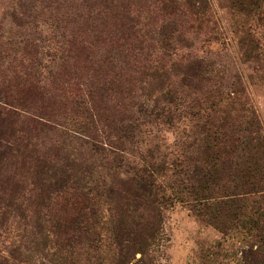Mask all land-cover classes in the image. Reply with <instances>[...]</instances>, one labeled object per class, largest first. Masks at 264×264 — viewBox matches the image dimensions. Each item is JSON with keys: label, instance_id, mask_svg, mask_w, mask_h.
<instances>
[{"label": "rangeland", "instance_id": "1", "mask_svg": "<svg viewBox=\"0 0 264 264\" xmlns=\"http://www.w3.org/2000/svg\"><path fill=\"white\" fill-rule=\"evenodd\" d=\"M230 2L0 0V264H54L57 240H73L71 264H96V232L128 264H264L261 196L256 221L247 202L221 232L191 198L146 201L131 169L144 157L205 171V126L227 94L226 118L246 104L264 136V52L238 42ZM184 177L167 173V193ZM100 187L98 231L86 198Z\"/></svg>", "mask_w": 264, "mask_h": 264}, {"label": "trees", "instance_id": "2", "mask_svg": "<svg viewBox=\"0 0 264 264\" xmlns=\"http://www.w3.org/2000/svg\"><path fill=\"white\" fill-rule=\"evenodd\" d=\"M231 9L236 13L239 28L238 42L250 48V51L264 52V0H230ZM240 21V22H239ZM225 99L214 104L213 115L207 119L206 131L207 148L209 156L205 171L199 172L195 178L182 168L180 163L171 162H147L144 157L140 158L131 167L134 178L142 190L141 196L148 202L158 206H165L176 201H189L192 199L191 209L194 214L202 219L208 217L216 223V227L225 232L228 228V219H237L242 215L244 205L248 202L251 206V221L259 207L256 198L264 199V136L258 131L252 130L254 115L249 114L250 108L246 104L242 107L246 117L232 118L231 122L226 118L225 111H221L223 105L228 106L229 111L236 110L235 97L227 94ZM233 104V105H231ZM223 114V115H222ZM256 120V119H255ZM258 123V122H257ZM252 126V127H251ZM253 131V132H252ZM176 169V172H173ZM224 169L229 172L231 178L225 180ZM186 175V178H175V186L178 191L167 193L163 179L167 173L173 175ZM195 171V170H194ZM185 173V174H184ZM164 175V176H163ZM86 194V193H85ZM257 196V197H258ZM105 190L101 187L96 189V196L89 197L86 201L96 202V230L101 231V219L98 217L99 210L106 203ZM185 199V200H184ZM100 224V226H98ZM59 230L60 223L54 226ZM74 227L76 225L74 223ZM78 229V228H77ZM102 236L96 232V240H90L96 245V264H128V259L120 248L111 250L107 254L106 244ZM48 243V241H46ZM73 240H57L48 248L50 262L54 264H71L68 250L72 247ZM106 252V254H104ZM110 259V260H109ZM3 264H9L7 258Z\"/></svg>", "mask_w": 264, "mask_h": 264}]
</instances>
